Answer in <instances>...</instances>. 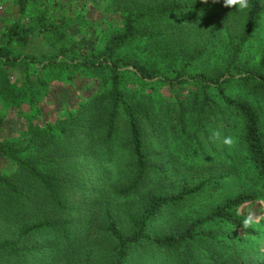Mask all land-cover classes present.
I'll return each mask as SVG.
<instances>
[{
  "label": "trees",
  "instance_id": "trees-1",
  "mask_svg": "<svg viewBox=\"0 0 264 264\" xmlns=\"http://www.w3.org/2000/svg\"><path fill=\"white\" fill-rule=\"evenodd\" d=\"M19 3L22 15L28 0ZM113 4L114 11L124 13L121 28L106 38L101 50L60 46L42 59L25 55L20 83L7 75L9 68L19 66L13 44L26 45L31 36L62 32L38 17L28 19L26 25L15 23L5 33L6 45L0 46V97L12 107L19 109L28 102L31 111L39 112L28 66H40L43 76L38 83L44 90L46 71L53 69L57 58L59 67L94 76L100 86L82 106L67 110L64 121L35 127L27 117V139L0 141V156L13 165L11 173L0 175V264H132L133 259L141 264L148 254L164 256L174 264H248L231 249L256 234L253 228L242 227L243 217L237 214L240 207L256 200L254 194L229 196L193 218L180 214L192 199L219 193L220 182L228 174L201 171L198 160H206L209 154L196 139L208 130L218 129L237 139L232 149L223 145L209 149L223 155L225 162L231 152L240 154L243 166L264 188V106L256 99V94L264 99V55L259 66L238 80L250 85L254 102L228 91L234 76L231 67L255 31L264 0H250L251 7L239 13L238 33L229 37L232 54L225 70L196 74L187 69L210 51L209 41L218 34L220 21L210 25L208 36L202 38L167 19L200 15L210 7H223V0L206 4L202 0H113ZM162 24L167 41L160 40ZM140 42L145 47H163L166 58L184 53L183 65L164 73L121 54ZM145 81L182 93L163 102L139 89L138 85H150ZM167 129L173 131L174 141L189 137L180 162V144L167 155L158 148L168 140ZM117 147L127 171L120 183L112 182L103 166L104 158L110 159ZM76 192L78 200L73 199Z\"/></svg>",
  "mask_w": 264,
  "mask_h": 264
},
{
  "label": "rangeland",
  "instance_id": "rangeland-1",
  "mask_svg": "<svg viewBox=\"0 0 264 264\" xmlns=\"http://www.w3.org/2000/svg\"><path fill=\"white\" fill-rule=\"evenodd\" d=\"M20 0H0V46L6 45L5 33L8 27L15 23H23L26 25L28 19L33 20L38 17H43L48 23L55 25L61 30V34L56 32L47 33L45 37L38 38L30 37L26 45L14 43L13 48L18 59V67L9 68L7 75L13 83L23 82L24 72L23 65L24 56H34L37 59H42L46 55L56 52V48L66 46L70 50H91L96 48L101 50L106 38L121 28L123 12L114 11L113 0H28L24 14H20ZM230 12V14H229ZM236 9L224 7H210L200 15H184L183 17L175 16L167 19V23L175 26L186 25L190 28L191 33H197L199 37L206 38L210 25L217 22L219 30L217 35L210 38L211 49L202 58L193 62L187 69V73L196 74L198 72L217 73L224 71L228 63L231 61V45L229 37L235 36L238 33V24L240 22V14ZM226 20L229 26L226 28ZM34 22V21H32ZM165 25V23H164ZM161 25L160 29H165ZM159 27V26H158ZM160 32V31H159ZM160 40H169L165 37L168 34L167 29L160 32ZM235 34V35H234ZM177 45V43H176ZM178 47V46H177ZM155 48L153 45L145 47L144 44L138 43L128 46L121 54L124 57L137 60L148 67H155L161 72H171L173 68H181L183 65L184 53L176 59L173 57H163V47ZM264 55V10L259 16L255 31L252 37L246 43L244 49L238 54L236 63L231 67L230 73L234 76L232 84L228 91L231 95H245L248 99L254 102V95L250 85L239 84L238 80L244 77L245 71L259 66ZM177 56V55H173ZM259 56V62L256 57ZM174 59V60H173ZM60 58L52 70H47L48 87L41 89L38 83V77L43 73L35 65L28 66L33 85L37 88L36 103L39 106V112L31 111L28 102L21 104L20 108L12 107L8 102L0 97V141L21 142L27 139V130L30 129V124L36 126L42 125L43 122L55 125L64 121L66 111L73 110L79 105L82 106L86 99L92 93L99 89L100 80L86 73H78L72 69H64L57 65ZM126 70L132 71L131 68ZM132 73V72H131ZM43 76V75H42ZM130 79L135 80L133 75H129ZM46 78V77H45ZM227 78V75L223 79ZM150 85L142 87L146 95H152L155 99L168 102L171 96L181 94V90L175 88L170 90L159 87L153 81H145ZM129 83V82H128ZM20 85V84H19ZM151 85H154L150 87ZM131 88V83L127 84ZM264 106V99L256 94ZM246 97V98H247ZM31 114V116H29ZM27 117L30 118L29 126L26 125ZM164 141L158 148L167 155L168 151H175L176 146L180 144L182 150L179 151L181 157L177 158L180 162L183 156V149L189 145V137L177 141L173 140V131L165 130ZM211 132L208 130L206 135L199 134L196 142L199 145L205 146L207 150L206 160L198 161L202 163L201 171L207 172L213 176H218L223 173H228L226 178L222 180L221 191L215 195H206L204 199H192L181 212V217L193 218L197 214L206 212L210 207L215 206L229 196H234L240 192L251 193L255 195L256 200L249 204L240 207L237 214L244 218V215L252 210L257 215L264 217V188L260 181L256 180L251 171L246 170L243 166L244 160L237 152H231L230 160H224L223 155H214L209 148L220 149L219 143H214L212 146L210 139ZM211 142V143H210ZM166 144V146H165ZM193 144V143H191ZM165 146V147H164ZM105 162V164H104ZM102 162L111 173L112 182H124L127 177V171L124 166V155L117 147L113 156L108 159L104 158ZM172 166V165H171ZM170 166V167H171ZM13 165L0 156V175L11 173ZM101 182H98L97 185ZM75 200L79 199V193H74ZM159 224V223H158ZM255 235L247 236L238 246L232 248V253L248 264H264V219L254 228ZM232 234L237 237L241 233L233 229ZM234 249V252H233ZM132 264H139L137 259H133ZM141 264H174L172 260L164 256L147 255L141 261Z\"/></svg>",
  "mask_w": 264,
  "mask_h": 264
},
{
  "label": "clouds",
  "instance_id": "clouds-1",
  "mask_svg": "<svg viewBox=\"0 0 264 264\" xmlns=\"http://www.w3.org/2000/svg\"><path fill=\"white\" fill-rule=\"evenodd\" d=\"M220 0H212V3H219ZM202 3H208V0H202ZM223 7L229 9H236L238 12H246L250 7V0H223ZM259 56L256 57V61L259 62ZM210 139L215 143L218 142L220 145L226 146L232 149L237 144V139L233 136H225L220 130H213L211 132ZM264 217L259 216L256 212L249 210L243 218L242 227L254 228L258 225Z\"/></svg>",
  "mask_w": 264,
  "mask_h": 264
}]
</instances>
